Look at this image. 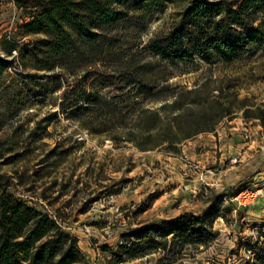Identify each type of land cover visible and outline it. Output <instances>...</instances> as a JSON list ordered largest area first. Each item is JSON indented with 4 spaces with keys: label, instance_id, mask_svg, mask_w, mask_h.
I'll return each mask as SVG.
<instances>
[{
    "label": "rangeland",
    "instance_id": "rangeland-1",
    "mask_svg": "<svg viewBox=\"0 0 264 264\" xmlns=\"http://www.w3.org/2000/svg\"><path fill=\"white\" fill-rule=\"evenodd\" d=\"M45 1L0 0V175L12 198L56 220L88 264H107L137 229L210 208L218 236L206 249L120 264L251 262L264 244V122L240 108L264 117V33L230 62L159 63L148 47L175 23L177 0L144 21L129 15L103 46L77 44L78 53L47 71L28 52L44 36L21 29ZM261 17H252L255 26ZM141 77L186 101L185 91L198 88L209 124L226 108L232 113L177 153L140 151L128 112L171 100L141 102ZM94 93L98 102L87 97Z\"/></svg>",
    "mask_w": 264,
    "mask_h": 264
},
{
    "label": "trees",
    "instance_id": "trees-1",
    "mask_svg": "<svg viewBox=\"0 0 264 264\" xmlns=\"http://www.w3.org/2000/svg\"><path fill=\"white\" fill-rule=\"evenodd\" d=\"M173 1L177 0H47L21 29L24 36H44L35 40L28 52L43 70L49 71L56 67V61L69 53H78L75 45L101 47L107 41V34L129 15L144 21L153 12H164L166 5ZM180 1L182 7L176 13L173 26L148 47L153 56L159 58V63L170 60L172 66L187 65L194 57L207 63L214 58L230 62L240 57L253 39L263 36L264 0ZM256 14L262 15L257 26L252 18ZM150 80L141 77L138 92V96L143 95L141 102L171 100L157 109L131 108L128 112L132 124L128 132L134 136L130 142L140 151L164 148L177 153L182 142L212 132L220 119L232 113L226 108L209 124L211 116L200 102L198 88L185 91L192 96L186 101L173 96L174 90L158 89L156 82ZM94 94L87 97L98 102L100 98ZM244 108L242 105L240 109L246 118L264 122V117L249 116ZM9 184L0 175V264H88L77 240L62 231L56 220L13 199ZM212 210L198 216L183 214L162 220L154 227L133 231L128 240L111 253L112 259L107 264H120L156 251L181 258L188 247L195 251L206 249L218 236L213 231L217 215L212 214ZM247 264H264V244Z\"/></svg>",
    "mask_w": 264,
    "mask_h": 264
},
{
    "label": "built area",
    "instance_id": "built-area-1",
    "mask_svg": "<svg viewBox=\"0 0 264 264\" xmlns=\"http://www.w3.org/2000/svg\"><path fill=\"white\" fill-rule=\"evenodd\" d=\"M232 162H235V160H233Z\"/></svg>",
    "mask_w": 264,
    "mask_h": 264
}]
</instances>
